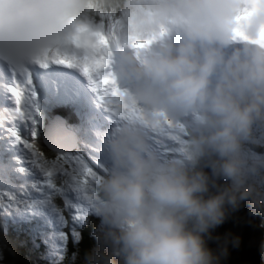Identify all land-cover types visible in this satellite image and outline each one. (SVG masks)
I'll list each match as a JSON object with an SVG mask.
<instances>
[{
  "label": "clouds",
  "instance_id": "clouds-1",
  "mask_svg": "<svg viewBox=\"0 0 264 264\" xmlns=\"http://www.w3.org/2000/svg\"><path fill=\"white\" fill-rule=\"evenodd\" d=\"M57 49L106 58L125 113L88 186L93 264H219L205 234L226 206L264 215V158L246 147L264 127V0H0V70ZM204 167L228 182L207 198Z\"/></svg>",
  "mask_w": 264,
  "mask_h": 264
},
{
  "label": "rangeland",
  "instance_id": "rangeland-1",
  "mask_svg": "<svg viewBox=\"0 0 264 264\" xmlns=\"http://www.w3.org/2000/svg\"><path fill=\"white\" fill-rule=\"evenodd\" d=\"M54 106L57 105L55 103H51L47 106V108L54 109ZM70 106L71 105H67L66 107ZM34 107L37 111H40L43 107V101L38 100ZM54 116L56 119L55 117H52L49 124L43 127V129H45L43 132H37L36 144L39 143V138L42 136H44L45 139L50 137L49 141L51 138L53 139L51 143L59 150H56L59 152V155L79 158L93 168V170L97 173L98 178L103 176L107 170V160L103 147L104 137L108 134L107 130L100 127L99 122L91 128L86 127L85 124H87V122L84 124L76 111H73L68 115L64 111L57 112ZM51 124L53 127L49 126ZM86 130L88 133L87 135L84 134L82 138V131ZM56 133L58 134L56 135ZM261 134L262 137L258 140L257 144H264V133ZM91 135L95 138V140L89 142L87 138ZM175 145L177 147V143L175 141L169 140L162 145H158V147L160 148L162 154L167 157L175 154L173 151L176 148ZM247 150H249L250 154L257 156V158H264V149L260 151L258 148L254 151V148H247ZM54 158L55 157L49 159ZM31 161L32 155L29 151H27L23 157L15 160L16 168L8 174V178L23 176L27 179L30 176H35L37 166ZM206 169L208 171V168ZM1 173L2 171L0 170V174ZM51 181L57 185L55 186V190L57 191L60 189V186L63 185L68 192L72 189L74 192L71 191L69 196L63 200V206L59 207V210H57L53 205H51L49 209H45L43 206H37L35 208V217L43 222L45 230L33 231L31 229H27L22 223L24 218L21 219L19 213L17 212L19 208L22 207V205L18 204V201L21 197L20 194L24 192L26 187L27 183L25 182H17V184H15L6 180L7 185L0 182V208L5 211L12 224H14L11 229H16L19 224H21L19 226L24 227V234L20 237L25 238V242H28L29 246L32 245L29 258L34 261V264H40V262H50L55 264L64 259H67V261L69 260V264H93V254L95 252H83L82 248L78 249V241L80 239V226L88 217H95L100 226L101 222L95 212V205L89 203L88 200L85 199L83 193L78 189V186L74 182L72 174L64 175L58 173L51 178ZM226 182H224V184H226ZM19 183L21 185H19ZM261 218L262 226H264V215H261ZM65 227L68 229L66 232ZM253 230H255V228H253ZM25 235L26 237H24ZM72 244L75 246L76 251L73 253L67 252L68 246ZM40 253L42 255V259L39 258ZM0 264H5L1 248Z\"/></svg>",
  "mask_w": 264,
  "mask_h": 264
},
{
  "label": "snow or ice",
  "instance_id": "snow-or-ice-1",
  "mask_svg": "<svg viewBox=\"0 0 264 264\" xmlns=\"http://www.w3.org/2000/svg\"><path fill=\"white\" fill-rule=\"evenodd\" d=\"M246 2H254V0H246ZM247 14V11L246 13ZM242 19V17L237 18ZM118 21L109 18V25H114ZM101 28L104 27L103 18L101 19ZM41 68H47L50 65H61L68 68L78 69L85 75L93 90L97 94V98L105 111L109 113L111 119L116 123L117 120L124 118L123 113L117 104V98L120 95V90L115 87V81L110 72H105L107 68V60L102 55L94 59H87V56H80L74 52H61L59 49L55 50L51 56L36 62ZM11 82L6 85L7 91L11 94L14 101L15 108L12 112L14 117L13 124L16 121L27 124L31 120L33 130L31 132V140H25L21 136L18 128L11 126L7 128V132L13 137L17 145H23L32 155V163L39 167L48 178L49 186H51V178L60 173L64 175L72 174L73 180L78 186V189L83 193L85 199L88 197V186L92 179H98L97 173L86 162L79 158L59 155L54 159H49L47 155L39 149L36 144L37 131L36 121L34 117H30L26 111V101L31 93V73L29 69L23 72H17L11 69ZM23 76V79L20 77ZM34 99V93H31ZM134 110H129L127 115H133Z\"/></svg>",
  "mask_w": 264,
  "mask_h": 264
},
{
  "label": "trees",
  "instance_id": "trees-1",
  "mask_svg": "<svg viewBox=\"0 0 264 264\" xmlns=\"http://www.w3.org/2000/svg\"><path fill=\"white\" fill-rule=\"evenodd\" d=\"M62 108L59 109L61 111ZM67 113H71L74 108L68 107L66 108ZM261 128V126H258ZM254 127L253 132V140L247 143V148H254V151H256L258 148L260 151L264 149V144H257L258 140L262 137V134L264 130H261ZM39 149L42 150L48 158L57 157L59 156V152H57L53 149H51L44 141H42V138H39V143L37 144ZM59 151V150H58ZM59 188V187H58ZM63 197L60 194L56 195V201L58 205L63 206ZM95 218V217H94ZM92 216L88 217L85 222L82 223L80 226V239L78 241V249L82 248V251L84 252H96L98 249V239L97 234L99 231V223L96 219H94ZM99 226V227H98ZM264 228V226H263ZM27 229H31L30 227H27ZM24 227L19 226L16 229H5L1 220H0V248L3 251V261L5 264H34V261L29 258V254L32 249V245L29 246L28 242H25V238H22L24 234ZM68 231V229L65 227V232ZM21 232V233H20ZM20 237V238H19ZM26 237V235L24 236ZM30 241V240H29ZM70 243V242H69ZM71 244V243H70ZM76 248L72 244L68 246L67 252H75ZM263 251H264V245H263ZM39 258L42 259V255L39 254ZM40 264H53L50 262H40ZM55 264H69V260L67 259L61 260Z\"/></svg>",
  "mask_w": 264,
  "mask_h": 264
},
{
  "label": "water",
  "instance_id": "water-1",
  "mask_svg": "<svg viewBox=\"0 0 264 264\" xmlns=\"http://www.w3.org/2000/svg\"><path fill=\"white\" fill-rule=\"evenodd\" d=\"M208 170L212 172L210 168H208ZM224 182H226V180L223 181V183H220V185H224ZM215 185L217 184L215 183ZM213 187L214 189H217L216 186L213 185ZM207 195L211 194H206V198ZM247 203L244 202L243 209H233L231 206H226V216L224 222L215 228L210 229L209 233L205 234L207 247L211 249L215 256L218 257L219 264H234L237 259L242 262L248 258H251L247 253V249L249 244L248 239L254 234L253 228H255V230L258 232V237L256 238L257 252L255 259H252L254 261L259 260V264H264V228L261 222V214L251 213ZM237 213H241L242 217L238 219L236 216ZM235 230H241L240 234L242 236L244 233H246L247 239L243 241L244 248L239 247L240 240L237 241L238 238L234 234ZM231 239L235 241L233 245L228 244ZM218 240L219 243H217Z\"/></svg>",
  "mask_w": 264,
  "mask_h": 264
},
{
  "label": "bare ground",
  "instance_id": "bare-ground-1",
  "mask_svg": "<svg viewBox=\"0 0 264 264\" xmlns=\"http://www.w3.org/2000/svg\"><path fill=\"white\" fill-rule=\"evenodd\" d=\"M55 108H56V106H54ZM71 107V106H70ZM54 108V109H55ZM66 108H68V107H66ZM72 108H74V107H72ZM50 127H53V125L51 124V125H49ZM49 128V127H48ZM58 133H56V135H57ZM49 138L50 137H47V139H45V142H46V144L51 148V149H53V150H55V149H57L52 143H51V141L53 140L52 138H51V140L49 141ZM58 150V149H57ZM58 152V151H57ZM206 168H208V167H204L203 168V170L208 174V175H210V184H209V193L212 195V194H216L217 193V189H214V187H213V183H212V181L213 180H215V183L217 184V185H220V183H223V181H225L224 179H216L215 177H213L212 176V172H210L209 170L207 171V169ZM211 169V168H210ZM212 171V170H211ZM227 183V182H226ZM246 202V201H245ZM243 204H244V202L241 204V206L239 207L240 209H243L244 208V206H243ZM236 216H237V218L239 219V218H241L242 217V214L241 213H237L236 214ZM240 232H241V230H235V232H234V234L236 235V237L238 238L237 239V241L238 240H240V242H239V247L240 248H244L243 246V241L244 240H246L247 238V236H246V233H244V235L242 236L241 234H240ZM253 232H254V234L248 239V241H249V244H248V249H247V253H248V255L251 257V258H248L247 260H245V261H240L239 259H237L236 261H235V263L234 264H259V260H257V261H254L253 259H255V255H256V252H257V250H256V247H257V242H256V238L258 237V232L256 231V230H253ZM243 234V233H242ZM217 243H219V240L217 241ZM235 243V241L233 240V239H231L229 242H228V244L229 245H233ZM247 243V242H246ZM243 251V250H242ZM247 255V254H246ZM248 257V256H247ZM253 258V259H252ZM245 259V258H244Z\"/></svg>",
  "mask_w": 264,
  "mask_h": 264
}]
</instances>
